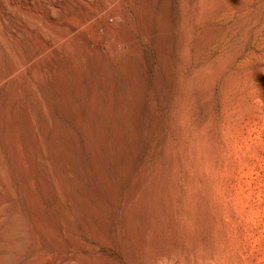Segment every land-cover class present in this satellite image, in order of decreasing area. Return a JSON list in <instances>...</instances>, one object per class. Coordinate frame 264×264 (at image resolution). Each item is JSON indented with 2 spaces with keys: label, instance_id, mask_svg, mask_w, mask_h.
<instances>
[{
  "label": "rangeland",
  "instance_id": "obj_1",
  "mask_svg": "<svg viewBox=\"0 0 264 264\" xmlns=\"http://www.w3.org/2000/svg\"><path fill=\"white\" fill-rule=\"evenodd\" d=\"M153 8L130 70L62 73L70 58L87 66L95 52L86 38L105 36L92 26L73 33L76 13L48 32L58 39L52 57L0 87V214L10 220L0 264H25L37 251L44 264L57 253L63 264H235V235L264 239V181L248 171L264 140V59L255 53L264 0ZM50 69L55 79L21 96L17 83ZM245 123L263 133L241 134ZM249 260L241 253L239 264Z\"/></svg>",
  "mask_w": 264,
  "mask_h": 264
},
{
  "label": "bare ground",
  "instance_id": "obj_2",
  "mask_svg": "<svg viewBox=\"0 0 264 264\" xmlns=\"http://www.w3.org/2000/svg\"><path fill=\"white\" fill-rule=\"evenodd\" d=\"M155 2L156 0H0V87L16 80L20 76L21 70L29 68L41 56L50 58L52 51L58 47L56 42L58 39L56 41L50 39L48 32L53 34L59 27L69 24L70 18L76 13L80 16V23L71 25L73 33L85 32L87 28L89 29L92 26L91 28L96 35L104 36L102 35L104 32L106 39L104 37L102 39L100 37L101 40L98 39L97 41L91 37L84 39L87 43L94 45L93 51L95 53L90 56L88 65L79 67L77 61L70 58L62 65V73L75 71L79 78L85 72H89L91 75L98 72L104 65L129 68L130 63L139 60L144 54V52L142 53L143 46L152 33L150 14L152 9L154 10ZM214 2L215 6L219 7L220 0H214ZM108 43L111 44V48L104 50L105 45ZM256 52H259L260 57L264 59V37L260 38ZM122 53H125L128 59L121 58ZM115 55L118 58L117 61H114L113 57ZM262 63L256 72L261 78H264V60ZM42 75L43 77L34 76L28 86L17 83L16 89L21 96L24 93L31 94L35 92L34 89L42 81V78L44 80L45 78L47 80L56 78L52 69L45 70ZM61 76L63 77V75ZM262 125L255 124L248 127L245 123L241 126L240 133L242 134L248 129V131L256 132L260 136L263 133ZM239 142V138L234 140L236 145ZM255 146L259 148L258 161L250 166L248 171L256 175L252 180H258V185H260L264 181V140L260 139L255 142ZM42 156L38 153L36 157V166L40 172L42 171L41 173L44 172ZM18 162L20 161L18 160ZM1 182L2 178H0ZM6 207L4 209L7 212L8 208ZM9 224L8 217L0 214V242L3 240V232ZM251 237L254 241L249 240V238L244 241L238 234L234 236V250L227 253V256L237 257L235 264H239L241 253H245V257L249 255V264H261L264 261V250L262 248L251 249L252 242L264 246L263 237L256 233ZM25 264H44V253L37 251L29 255L25 258ZM50 264H63L61 255L57 253Z\"/></svg>",
  "mask_w": 264,
  "mask_h": 264
}]
</instances>
